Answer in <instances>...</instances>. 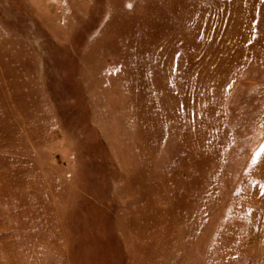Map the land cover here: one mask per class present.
<instances>
[{
    "label": "rangeland",
    "instance_id": "1",
    "mask_svg": "<svg viewBox=\"0 0 264 264\" xmlns=\"http://www.w3.org/2000/svg\"><path fill=\"white\" fill-rule=\"evenodd\" d=\"M0 264H264V0H0Z\"/></svg>",
    "mask_w": 264,
    "mask_h": 264
}]
</instances>
